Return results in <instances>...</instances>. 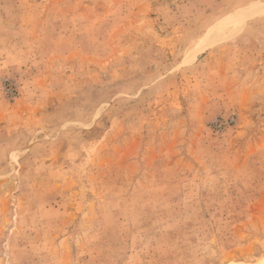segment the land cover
<instances>
[{
    "label": "rangeland",
    "instance_id": "374dc122",
    "mask_svg": "<svg viewBox=\"0 0 264 264\" xmlns=\"http://www.w3.org/2000/svg\"><path fill=\"white\" fill-rule=\"evenodd\" d=\"M261 7L0 0V264H264Z\"/></svg>",
    "mask_w": 264,
    "mask_h": 264
},
{
    "label": "bare ground",
    "instance_id": "6f19581e",
    "mask_svg": "<svg viewBox=\"0 0 264 264\" xmlns=\"http://www.w3.org/2000/svg\"><path fill=\"white\" fill-rule=\"evenodd\" d=\"M264 8V7H261ZM252 14L250 12L242 13L236 19L231 21H223L224 24L218 25V27L208 36L206 39L207 45H212L216 42L227 39L228 37L234 35L241 29L242 24L247 20Z\"/></svg>",
    "mask_w": 264,
    "mask_h": 264
}]
</instances>
